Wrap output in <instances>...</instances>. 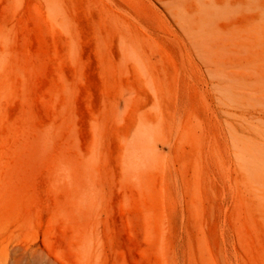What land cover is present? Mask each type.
I'll list each match as a JSON object with an SVG mask.
<instances>
[{"label": "rangeland", "instance_id": "rangeland-1", "mask_svg": "<svg viewBox=\"0 0 264 264\" xmlns=\"http://www.w3.org/2000/svg\"><path fill=\"white\" fill-rule=\"evenodd\" d=\"M0 264H264V0H0Z\"/></svg>", "mask_w": 264, "mask_h": 264}]
</instances>
